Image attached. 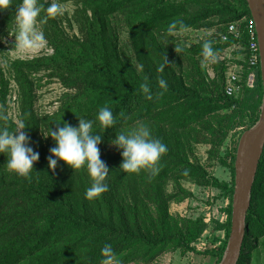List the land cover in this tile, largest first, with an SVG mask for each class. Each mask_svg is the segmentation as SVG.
<instances>
[{
	"label": "trees",
	"instance_id": "16d2710c",
	"mask_svg": "<svg viewBox=\"0 0 264 264\" xmlns=\"http://www.w3.org/2000/svg\"><path fill=\"white\" fill-rule=\"evenodd\" d=\"M71 2L75 5L78 34L67 32L59 15L48 16L50 1L38 0L42 11L37 20L43 18L39 24L53 53L13 59L8 71L0 66V117H7L0 118V128L7 127L12 134L19 131L7 113L10 83L14 80L18 120L26 124L22 131L29 138L28 146L39 153L30 178L9 170L7 153H0V264H102L111 257H118L122 264L154 256L164 247L178 249L181 254L196 252L193 242L207 228V222L203 216L188 218L169 211L172 201L190 195L182 180L213 186L229 195L226 220H214L216 229L225 230V241L217 248L199 252L214 256L217 264L230 230L237 144L230 155V182L219 180L192 160L190 154L193 145L201 142L209 143L217 152L228 131L243 122L249 108L252 114L244 130L250 127L258 117L262 85L258 66L253 87L243 84L236 94L226 95L228 60L212 62L214 77H210L201 64L205 61L201 46L204 40H211L219 54L236 42L247 45L242 24L239 38L229 36L223 41L220 37L230 22L251 19L246 0ZM19 3L20 0H11L7 8L0 10V24L12 21ZM173 21L176 26L169 32ZM119 22L128 28L129 47L134 54L129 53L128 45L120 43ZM69 25L72 26L70 21ZM190 29L213 32L194 39L185 34ZM185 35L193 40L185 49L192 61L189 70L183 69L179 57L174 58V65L168 57L174 48L167 42ZM41 70H47L49 76L57 77L74 91H65L52 113L37 117L32 75ZM160 78L165 80L166 89L159 86ZM145 82L149 84L151 99L141 89ZM101 107L111 108L115 118L113 125L102 129L96 121ZM80 117L93 120L94 134L101 137L100 158L109 168L107 190L93 199L85 196L92 181L86 166L72 169L57 159L50 169L47 158L55 141L51 136L40 135V130L54 131L64 123L76 126ZM140 125L147 126L152 136L167 147L155 165L158 171L154 175L147 169L125 172L120 168L122 149L113 143L111 150L106 149L118 134H127ZM221 163L227 162L222 158ZM170 181L172 191L167 189ZM246 224L237 264H247L256 245L264 248V150L252 186ZM105 244L111 245L112 253H102Z\"/></svg>",
	"mask_w": 264,
	"mask_h": 264
},
{
	"label": "rangeland",
	"instance_id": "374dc122",
	"mask_svg": "<svg viewBox=\"0 0 264 264\" xmlns=\"http://www.w3.org/2000/svg\"><path fill=\"white\" fill-rule=\"evenodd\" d=\"M50 1L53 0H45ZM66 11L59 15L62 21L61 25L69 33L78 34L77 24L74 21L75 5L71 0L59 1ZM69 21L72 26L70 27ZM215 27V26H214ZM38 28L41 30L40 24ZM119 30V40L121 44L128 45V28L124 23L117 24ZM15 31L14 17L11 22L0 24V66L3 70L8 71V65L13 59H25L32 58L38 55H49L53 53V48L45 39L44 44L39 49H18L15 47V37L13 32ZM198 32L194 33L197 34ZM189 37L190 34L188 35ZM186 35L181 37L178 41L169 40L168 45L174 48L172 55L168 54L170 61L174 64L175 57H179L181 66L184 70L192 68V61L189 59L186 48L192 44L193 40H190ZM130 54L134 52L129 47ZM177 50H179L177 52ZM197 59V56H196ZM135 63L140 68L137 60ZM204 63V67L207 71H210L209 62L201 61ZM211 72V71H210ZM6 74V72H5ZM212 74V72L210 73ZM34 80L33 88V109L37 117H40L46 113H52L56 110L60 104V98L65 91L73 92L74 90L68 89L62 84V82L54 76H49L47 70H41L32 75ZM10 94L8 95V115L15 121H18V101H17V85L14 80L10 83ZM244 97V94H243ZM252 109L249 108L245 112L243 122L239 125L232 127L222 144L219 146L218 151L214 152L209 143H196L193 145V151L190 154V158L202 164L209 173L216 176L219 180L230 182L231 180V152L234 145L238 142L239 134L244 130L250 120ZM20 131V130H19ZM44 134L43 130H40V135ZM113 144L109 143L106 146L107 150H111ZM209 150H212L209 153ZM224 159L227 163L222 164L221 159ZM182 186L186 188L190 195L185 197L181 201H172L169 205V211L172 214L182 217L196 218L203 216V219L207 222V228L202 235L193 242L196 247V252H188L181 254L178 249H172L170 247H164L157 251L154 256L149 258L140 259L139 261H131L122 264H214L216 258L212 255L199 253L206 249L217 248L223 244L226 239L225 230L216 229L214 227V220L225 221L227 218V207L229 205V195L222 189L209 186L200 185L192 180H182ZM168 191L173 190V182L170 181L167 185ZM102 264H121L118 257H111ZM247 264H264V248L259 244L252 248L250 260Z\"/></svg>",
	"mask_w": 264,
	"mask_h": 264
},
{
	"label": "clouds",
	"instance_id": "9594fccd",
	"mask_svg": "<svg viewBox=\"0 0 264 264\" xmlns=\"http://www.w3.org/2000/svg\"><path fill=\"white\" fill-rule=\"evenodd\" d=\"M11 0H0V10L7 8ZM42 5L38 0H20L16 7L14 16L15 47L18 49H39L43 46L45 36L42 30L38 28V23H43V18L38 22ZM48 16L55 17L62 15L66 9L57 0H53L46 9ZM176 21H173L168 28L171 32ZM181 29L184 28L180 22ZM210 35V34H207ZM201 54L206 62L217 60V53L212 46L211 40H204L201 46ZM163 70V65H161ZM159 86L166 89L167 85L163 78L158 80ZM142 91L146 98L151 99L149 84H141ZM7 119V117H0ZM96 121L99 128L111 126L115 123L113 111L109 107H101L96 114ZM93 120L78 118V125L72 126L64 123L56 130L49 129L44 133L45 136H51L55 141V146L49 149L51 155L48 159V167L54 168L57 159L62 160L72 169H78L86 166L92 181L86 189L85 196L88 199L98 197L105 192L108 184L105 182L109 175V168L100 158L98 144L101 140L100 135L94 134ZM17 131L15 134L10 133L7 127L0 128V153H7V168L14 171L20 176L30 178L33 172V164L38 159L39 153L34 152L28 146V136L22 129L26 127L23 120H18L15 125ZM117 148L122 149L120 168L128 173L139 172L141 169H147L154 175L158 169L155 167L161 155L167 151V147L160 139L154 138L150 130L145 125L130 130L127 134L121 132L114 140L111 141ZM102 253H112L110 244H105L101 249Z\"/></svg>",
	"mask_w": 264,
	"mask_h": 264
},
{
	"label": "water",
	"instance_id": "95a60500",
	"mask_svg": "<svg viewBox=\"0 0 264 264\" xmlns=\"http://www.w3.org/2000/svg\"><path fill=\"white\" fill-rule=\"evenodd\" d=\"M259 44L262 96L256 121L238 138L234 160L230 230L223 255L217 264H237L246 232V215L252 186L264 150V0H246Z\"/></svg>",
	"mask_w": 264,
	"mask_h": 264
},
{
	"label": "built area",
	"instance_id": "2783aa9c",
	"mask_svg": "<svg viewBox=\"0 0 264 264\" xmlns=\"http://www.w3.org/2000/svg\"><path fill=\"white\" fill-rule=\"evenodd\" d=\"M241 24L243 31L247 33V45L243 46L236 42L225 47L217 54V59L228 60L225 71L224 92L229 96L239 92L243 84L250 88L253 87L256 81L257 67L259 66V44L252 18L246 19L244 17L240 20L230 22L227 25L226 31L220 34L221 40L225 41L229 36L239 38L242 34ZM195 32L198 33L194 37ZM206 32L212 33L213 30L190 29L185 34H190L194 39H202L203 33ZM209 63V68L212 72L210 74L211 72L208 70L209 76L214 77V71L211 67L212 62Z\"/></svg>",
	"mask_w": 264,
	"mask_h": 264
}]
</instances>
